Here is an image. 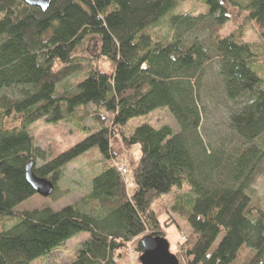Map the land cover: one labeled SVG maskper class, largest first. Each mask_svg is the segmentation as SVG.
<instances>
[{
	"label": "trees",
	"instance_id": "obj_1",
	"mask_svg": "<svg viewBox=\"0 0 264 264\" xmlns=\"http://www.w3.org/2000/svg\"><path fill=\"white\" fill-rule=\"evenodd\" d=\"M204 2L221 89L234 106L228 122L242 142L227 152L201 134L205 48L196 40L186 45L178 35L152 32L177 0H56L46 11L22 0H0V221L17 220L0 231V264L47 259L80 234L87 238L67 264H120L130 243L136 241L141 254L143 237L166 239L153 206L184 185L188 191L175 195L171 211L190 228L181 247L187 264H264V198L251 188L264 162V142L256 143L264 134V77L249 66L258 58L257 45L244 40L242 28L220 34L229 21L223 2L237 5L264 29V0ZM197 21L174 19L179 30ZM87 38L98 40L97 58L108 63V71L76 56ZM74 76L80 78L65 86ZM87 106L95 109L93 132L82 125L90 114L78 112ZM161 108L179 131L143 123L129 136L122 133L130 121ZM14 115L21 117L19 127L2 128ZM72 118L86 138L47 161L30 126ZM117 135L125 151L139 149V158L123 166L132 176V193L117 170L120 155L111 150ZM91 149L102 158L101 173L79 203L59 211L15 212L36 195L25 178L28 162L55 192L65 166ZM170 252L181 264L179 254L171 247Z\"/></svg>",
	"mask_w": 264,
	"mask_h": 264
},
{
	"label": "rangeland",
	"instance_id": "obj_2",
	"mask_svg": "<svg viewBox=\"0 0 264 264\" xmlns=\"http://www.w3.org/2000/svg\"><path fill=\"white\" fill-rule=\"evenodd\" d=\"M244 1V0H243ZM235 3L241 0H234ZM227 8L229 21L222 28L221 37H228L238 28L244 31V40L248 43L256 44L253 46L255 54L258 56L256 61L250 62L251 70L260 78L264 77V29L256 23L250 22L247 13L237 5L232 6L223 2ZM198 18L197 23L192 29L179 30L175 27L174 19ZM210 20L207 16V7L204 0H177L176 8L167 14L160 23L153 28V34L156 36H174L181 37L182 42L190 45L194 40L198 41L206 50L209 61L205 64L203 87L201 89V105L202 107V125L201 134L205 142L212 144L213 148H221L223 151L233 150L242 143L234 132L230 129L228 122V113L234 107L224 97L220 85V64L215 52V44L210 37ZM176 33V34H175ZM98 40L96 38H87L77 47L75 54L83 64L92 63L101 71H108L109 65L105 60L98 59ZM80 76H74L64 82L65 86H71V83L79 79ZM79 114H90L83 120L82 125L90 131L98 129L93 114L95 109L87 106L79 109ZM78 114V115H79ZM82 115V116H83ZM107 117V116H106ZM21 117L14 115L6 119L2 123V128L12 129L19 127ZM77 118H72L69 122L59 123L57 125L47 124L43 121L36 122L29 128L30 135L34 139V144L46 154V160L50 161L59 154L69 150L76 144L86 138V134L80 132L76 128ZM148 123L155 129L168 126L173 132L179 131V127L174 118L167 109H158L146 117L130 121L123 128L122 133L129 136L133 129ZM264 142V134L261 135L256 143ZM113 153L120 155L121 164L117 167L126 166L127 161H136L139 158L138 146H133L129 151L123 149L120 136H115L110 142ZM102 158L96 149H91L86 154L76 158L64 168L62 179L58 182L55 192L48 198L35 195L33 198L22 203L15 209L16 213L24 211L41 210L49 207L54 211H59L68 205H76L81 198L90 193L92 184L91 180L94 176L101 173ZM37 166L43 163L37 161ZM262 173L256 177L251 185L262 198H264V162L260 165ZM127 172V171H126ZM129 193L133 191L132 176L125 175L123 177ZM188 186L184 185L181 189H175L170 195L162 197L157 201L153 209L161 224L162 230L165 231L166 240L169 242L171 251L179 254L181 264H187L184 256L181 255V247L186 237L190 234V228L178 216L173 215L171 205L175 195L186 193ZM17 220L0 221V231L7 230L14 226ZM87 238V234H80L69 241L51 257L44 260H37L32 264H67L72 262L80 249L82 243ZM136 241L128 245V249L121 252L122 258L120 264H139L138 258L140 254L135 251Z\"/></svg>",
	"mask_w": 264,
	"mask_h": 264
},
{
	"label": "water",
	"instance_id": "obj_3",
	"mask_svg": "<svg viewBox=\"0 0 264 264\" xmlns=\"http://www.w3.org/2000/svg\"><path fill=\"white\" fill-rule=\"evenodd\" d=\"M26 5L37 7L46 11L56 0H22ZM25 178L36 195L43 198L52 196L53 184L43 178H39L33 171V163L30 161L25 167ZM142 253L139 256L140 264H179L177 258L170 252V246L166 239L146 236L140 240Z\"/></svg>",
	"mask_w": 264,
	"mask_h": 264
},
{
	"label": "built area",
	"instance_id": "obj_4",
	"mask_svg": "<svg viewBox=\"0 0 264 264\" xmlns=\"http://www.w3.org/2000/svg\"><path fill=\"white\" fill-rule=\"evenodd\" d=\"M117 170H118V172L121 173V175H123V176L126 174V169L123 168V167H117Z\"/></svg>",
	"mask_w": 264,
	"mask_h": 264
}]
</instances>
